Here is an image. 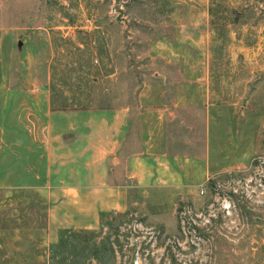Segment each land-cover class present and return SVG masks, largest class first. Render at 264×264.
<instances>
[{
  "label": "rangeland",
  "instance_id": "374dc122",
  "mask_svg": "<svg viewBox=\"0 0 264 264\" xmlns=\"http://www.w3.org/2000/svg\"><path fill=\"white\" fill-rule=\"evenodd\" d=\"M122 108L147 178L58 227L50 159ZM0 264H264V0H0Z\"/></svg>",
  "mask_w": 264,
  "mask_h": 264
},
{
  "label": "crops",
  "instance_id": "0c3cea01",
  "mask_svg": "<svg viewBox=\"0 0 264 264\" xmlns=\"http://www.w3.org/2000/svg\"><path fill=\"white\" fill-rule=\"evenodd\" d=\"M127 111L126 108L96 111L95 120L70 127L75 133L72 147L80 151L62 156V160L50 159L58 165L49 170L50 178L68 179L53 182L49 188L53 189L50 196L54 198L49 212L58 227H93L98 212L124 210L128 189H132L135 181L147 178L148 157L127 152L133 140L132 133L124 129L127 123L122 121ZM86 131L88 139H84ZM84 141L88 152L81 150Z\"/></svg>",
  "mask_w": 264,
  "mask_h": 264
}]
</instances>
